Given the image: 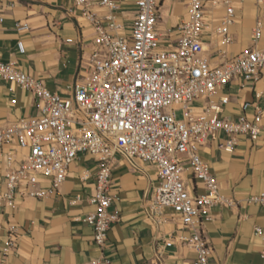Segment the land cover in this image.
<instances>
[{"label": "built area", "instance_id": "1", "mask_svg": "<svg viewBox=\"0 0 264 264\" xmlns=\"http://www.w3.org/2000/svg\"><path fill=\"white\" fill-rule=\"evenodd\" d=\"M69 1L81 8L94 30L93 47L82 57L69 94L52 92L16 63L0 61V82L30 94L37 109L33 117L0 126V157L6 168L0 210L16 200L58 196L72 166L87 157L95 173L87 199L92 211L83 222L101 250L115 220L111 173L120 154L155 169L149 216L162 225L170 212L183 236H172L164 247L185 249L192 257L174 264H208L212 251L204 224L213 209L236 202L221 193L200 152L220 138L230 153L239 141L255 142L262 136L264 92L258 85L264 82V48L247 49L218 65L205 55L207 42L216 40L223 58L232 45L234 0H187V18L165 32L158 30L163 0H134L131 20L122 11V0H97L105 10L102 16L92 13L95 3L89 0ZM15 30L25 34L29 27L17 22ZM253 30L252 39L258 42L263 36L260 23ZM17 47L23 53L22 42ZM228 89L252 91V99L240 103L234 118L226 115ZM178 110L183 120L176 119ZM11 146L17 150L4 153ZM88 173L83 170L81 182ZM245 203L264 210V194H253ZM8 233L0 264L16 248L14 228ZM254 233L264 239L261 228ZM88 264L109 262L102 257Z\"/></svg>", "mask_w": 264, "mask_h": 264}, {"label": "crops", "instance_id": "2", "mask_svg": "<svg viewBox=\"0 0 264 264\" xmlns=\"http://www.w3.org/2000/svg\"><path fill=\"white\" fill-rule=\"evenodd\" d=\"M89 1L95 3L92 13H105L97 0ZM164 3L167 9L162 14ZM186 3L187 0H163L159 32L187 18ZM234 4L236 21L230 27L233 43L226 56L217 52L216 40L206 43L205 55L213 65L247 49L264 48V0H234ZM121 6L126 19L131 20L134 0H122ZM17 22L27 24L29 32L18 33ZM257 23L263 36L254 42L252 31ZM91 27L82 17L81 8L69 0H0V61L16 63L22 72L43 81L52 92L69 94L82 57L93 47ZM19 41L23 53L17 47ZM258 89L264 92V82ZM227 91L231 97L226 115L234 118L239 114L240 103L252 99V91ZM261 104L264 107V99ZM36 114L30 94L16 85L0 82V126ZM224 144L220 138L200 152L217 178L221 193L236 202L231 208L213 209L211 219L204 224V236L212 251L208 264H264V239L254 233L255 227L264 231V210L245 203L253 194H264V132L255 142L239 141L230 153ZM16 150L11 146L4 153ZM83 170H89L85 182L80 180ZM5 171L0 157V186ZM94 173V163L81 156L58 196L40 201L16 200L0 210V253L9 230H15L16 248L4 259L5 264H88L102 257L109 264H174L192 258L185 249L164 247L172 236H183L170 212L162 225L149 216L147 202L156 180L154 167L120 154L115 157L111 173V211L115 220L107 242L99 250L93 242L92 229L83 222L92 211L87 199L93 192Z\"/></svg>", "mask_w": 264, "mask_h": 264}, {"label": "rangeland", "instance_id": "3", "mask_svg": "<svg viewBox=\"0 0 264 264\" xmlns=\"http://www.w3.org/2000/svg\"><path fill=\"white\" fill-rule=\"evenodd\" d=\"M179 5L180 6L182 5L181 2L179 3ZM166 9H167V6H166V3H164V5H163V7L161 9L162 14H164V12L166 11ZM175 117L179 121L180 120H183V112L181 110L176 111L175 112Z\"/></svg>", "mask_w": 264, "mask_h": 264}]
</instances>
